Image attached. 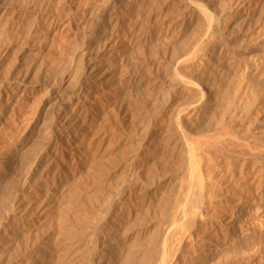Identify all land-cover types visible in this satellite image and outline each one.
Returning <instances> with one entry per match:
<instances>
[{"label":"bare ground","instance_id":"6f19581e","mask_svg":"<svg viewBox=\"0 0 264 264\" xmlns=\"http://www.w3.org/2000/svg\"><path fill=\"white\" fill-rule=\"evenodd\" d=\"M73 1L0 2V254L15 249L7 264H168L174 235L194 241L204 227L215 232L208 248H219L237 201L261 209L247 239L264 264V53L253 54L264 47V18L243 41L227 35L252 0H148L153 29L132 38L116 25L125 0L91 14L84 0L69 17ZM85 16L83 49L52 103L49 67L62 34L74 42ZM185 16L187 30L174 33ZM106 29L112 40L95 50ZM216 46L233 59L218 78ZM144 52L155 68L137 99L118 86L133 80ZM114 113L130 126L123 141L105 137ZM150 204L155 212L140 222Z\"/></svg>","mask_w":264,"mask_h":264},{"label":"rangeland","instance_id":"374dc122","mask_svg":"<svg viewBox=\"0 0 264 264\" xmlns=\"http://www.w3.org/2000/svg\"><path fill=\"white\" fill-rule=\"evenodd\" d=\"M5 1L7 0H0L1 3H5ZM125 1L121 2L119 4V7L116 8V17H115V19L117 20L116 25L119 27L121 35H125L127 38L130 37L132 38V36L137 31H145L147 29L152 30L155 20L153 21L154 18L151 15L152 11H150L149 9L151 8V5H149L148 0H125ZM73 3H74L73 5L74 9L71 12L72 15L70 14L69 17L77 16L76 13L78 14L84 8L85 5L84 0H74ZM102 3H104V0H93V3L89 7V13L90 14L95 13L100 8ZM242 18L243 20L241 21V23L233 30H231V32L229 31V33H227L229 37V38L227 37L229 42L238 43L239 41H243L244 39H247L250 36V34L253 33V29H254L253 26L255 22H258L262 18H264V0H252L250 3V7L247 10H245V13ZM87 19L88 16H85L83 18H80L78 21H75L77 28L76 30L74 28L73 32H75L77 34L75 36L78 37H75L74 42H72L73 40H71L73 38H71L70 33H68L67 36H65V32L62 34V36H64L65 38L64 37L61 38L62 40L64 39L63 41L60 42L61 44L63 43L62 46L64 45L63 47L61 46V50H62L60 51L61 54H59L56 57L57 59L54 60V63H52L53 65H50L51 68L49 67L48 70L47 85L48 88L50 87L49 89L52 90V101H51L52 103L53 101L56 100V98H59L61 96L63 88L68 86V82L66 81V78L69 73V70H71L72 66L75 63L76 55H78L79 52L83 49V45L81 44L79 37L81 33L86 31L85 29L87 26L86 24ZM168 24H169L168 22L165 23L163 29L164 31L168 29ZM188 26H189V19L188 17L185 16L184 18H181L180 20L173 22L172 29L176 34L177 33L183 34V32L187 30ZM110 33L111 30L108 29L104 31L102 30L100 31L99 37L94 47L95 50H98L103 45L105 39L107 40V42L112 40V37L109 38ZM128 44L129 46L127 48V54L130 55L134 51H133L132 43H128ZM217 48H218L217 46L213 47L209 51V55L213 59L218 60L220 62V64L218 65L220 67L215 68L213 71L216 78L221 77L222 74L226 73L227 66H229L228 64L230 63L231 65L232 64L231 60L233 61V59L230 57L229 54L219 51V48L218 49ZM262 53H264V47L261 46L258 47L257 49H254L253 54L261 55ZM154 68L155 67L152 63V59L149 58V55L146 52H144L142 54V62L140 66L138 65L135 74H133L134 75V77L132 78L133 80L131 81V79H129L130 77L126 76L120 81L118 86L120 93L125 92L126 89H130L133 97H136L137 99H139V97H144L146 95V92L148 90H151V87L146 85L148 80L145 78V76L149 72H153ZM57 75L62 76L64 82L63 81L60 82V79L62 77H59ZM52 103L48 105V107H46L43 114L41 115V118L47 113V110L48 108H50ZM114 111H116V108ZM115 115L117 119L113 118L112 116H109V119L107 120L108 132L107 135H105V137H107V139H109L110 141L122 140L124 138V133H126V131L129 130L130 127L127 126L126 129L123 130L122 123L124 122L125 118H123L122 114H121L122 116L119 114H115ZM34 145L35 144L33 143L30 145V147H32L33 149ZM231 188L233 187L231 186ZM260 193L263 195L262 200H264V186L260 188ZM28 196L29 195L25 193V197ZM159 200H160V195L155 197L153 204L156 206ZM237 202H234V204H232L233 208H231L232 210L227 213L229 214L228 219L226 220V222H224L225 227L223 226V230L221 231L222 233L219 232L220 238L217 241L218 244L221 243V246H219V248H215V246H213L211 249L208 248V245L214 242L211 239L214 238L213 236L215 232H212V234H210L211 232L207 233L204 227H201L197 230L198 232V233L196 232L197 238L195 237L196 239L194 238V241L192 240V238H189L190 235V233H188L189 231L186 233L184 232L181 235H174L173 237L175 238L172 237L170 241L171 242L170 243L171 245L169 247L170 249L169 248L167 249L168 250L167 251L168 256L166 258L167 263L168 264H211V263L232 264L233 262H235L233 264H242V263L260 264L261 262L262 264V260L257 258L258 255L256 254L255 251H253L254 249L253 248L251 249L249 247L250 241L247 239L248 235L250 234V231L248 232L247 228L251 229L253 227L252 222L255 221L254 216L256 213H260L261 209L259 210L257 209L258 208L257 202L249 206L246 203H243V201L241 202L237 201ZM261 202L262 201H260V203ZM153 204H150L151 206L149 205L147 207L148 211L146 207H145L146 210L143 209V207H140L142 208L141 209L142 211H140L141 213L139 215L141 219L140 222L147 220L153 215V213L155 212L153 210H156ZM137 205L132 206L133 210H135V207ZM249 224L252 226V227L250 226L251 228L249 227ZM178 236L180 237V241L177 242V240H179ZM13 246L14 245L12 244L9 245L6 251L4 252V254H0V264H7L9 257L13 256V253L15 251ZM205 246H207L208 249ZM254 252L256 255L254 254ZM239 255L241 256L244 255V256L241 257Z\"/></svg>","mask_w":264,"mask_h":264}]
</instances>
